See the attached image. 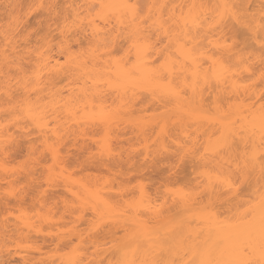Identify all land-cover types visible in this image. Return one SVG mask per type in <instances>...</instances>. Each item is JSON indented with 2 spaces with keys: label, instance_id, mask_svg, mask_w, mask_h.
I'll use <instances>...</instances> for the list:
<instances>
[{
  "label": "snow or ice",
  "instance_id": "1",
  "mask_svg": "<svg viewBox=\"0 0 264 264\" xmlns=\"http://www.w3.org/2000/svg\"><path fill=\"white\" fill-rule=\"evenodd\" d=\"M11 7L15 9L17 5ZM177 8L180 9L178 15ZM40 10H46L57 24L59 35L55 38L59 41V57L52 65L47 52L36 50L39 60L33 75L25 73L22 80H17L14 90L7 83L5 85L4 106L0 107V112L8 126L25 121L23 127L30 138L31 129L39 130L40 142L30 139L28 160L24 163L30 179L19 188H6L3 194L0 255L11 254L13 248L40 251L32 240V233L43 232L45 224L52 227L51 214L55 205L49 206L46 213L42 201L48 187L59 183L64 176L62 149L66 135L77 127L84 133L91 121V126L99 129L92 133L101 140L99 155L118 154L111 143L110 131L122 118L120 108L109 107L103 95L89 94L87 90L67 99L63 91L53 94L51 100L41 95L45 80L55 81L61 72L76 75L79 70L92 68L103 71L81 72V75L92 85L107 82L123 97L129 93L135 96L136 90L142 89L150 91L165 107L182 96L189 105H198L203 111V93L209 88L223 86L222 91L230 102L224 107V98L217 96L212 101L216 111L206 113L220 125L214 141L209 138L205 145L200 138L191 136L181 141L173 140L175 161L171 168L191 161L193 170L198 169L195 184L175 179L169 169L168 179L162 186L163 199L158 187V195L153 200L143 179L132 185L131 190L123 189L128 193L123 203L108 200L92 203L81 200L73 191L76 199L65 200L61 218L79 213V219L86 212L94 213L88 229L89 239L106 220L124 221L119 232L112 234L113 239L105 241L120 254L109 264H264V0H259L258 4L253 0L241 3L218 0L211 4L171 6L99 0L76 6L71 13L63 15L62 23V13L55 4L34 3L27 14ZM100 20L111 24V28L98 29L97 21ZM22 23L23 16L14 11L6 16V41ZM87 28L92 29L94 37L100 38L95 46L90 41L85 48L79 41L74 42L73 37L78 30ZM229 31L234 33L231 39L227 35ZM240 33L256 47L251 51L238 47L235 34ZM100 49L104 50L106 60L100 55ZM27 58L31 60V56ZM9 63L6 57L5 64ZM45 72L49 75L45 76ZM241 72L249 73L246 82H238ZM8 75L6 73V78ZM253 77L260 84L258 99H253L257 86ZM233 98L234 103L231 102ZM89 100L93 103L91 111L88 110ZM81 103L86 120L81 119V110L77 107ZM69 121L72 129L68 127ZM158 142L154 141V146ZM9 150L6 135L0 144V152L5 157L0 161V168L6 174L10 170L6 158ZM168 151V147L163 149V152ZM163 152L157 150L158 155ZM210 160H216V165H211ZM41 168L44 170L37 175L36 170ZM29 194L34 204L40 205L38 209L24 207V197ZM9 197L19 202L18 207L8 206ZM95 199L100 200L99 194ZM169 199L183 207V214L167 218L165 205ZM225 205L236 211L221 219L220 209ZM162 219L163 225L160 224ZM193 225L198 231H187ZM55 227L62 231L46 234L68 240L71 247L59 260H41L38 264H96L95 260L84 259L83 233L75 236V226L67 224ZM93 247L97 250V246ZM54 251H61L59 243ZM0 264L18 262L0 259ZM25 264L30 262L25 261Z\"/></svg>",
  "mask_w": 264,
  "mask_h": 264
},
{
  "label": "bare ground",
  "instance_id": "2",
  "mask_svg": "<svg viewBox=\"0 0 264 264\" xmlns=\"http://www.w3.org/2000/svg\"><path fill=\"white\" fill-rule=\"evenodd\" d=\"M93 2H99V0H0V107L4 106V89H5L6 83L10 86L11 89L14 90L16 88V86H17V80H22L25 77V73H27L29 76H32L34 70L38 68V65H37L36 61L39 60V56L36 55V50L39 49L42 52H47L48 57H49L52 65L56 64L57 59L59 57V41L55 38L56 36L59 35V29L56 26L57 24L55 22H53V20L49 17L48 12L46 10H40V11L32 12V13L38 12V14L36 13L37 15L35 14V20L43 18L44 20L42 19L43 21L41 20V22L44 23L43 26H45V27H42L41 32H40L41 34H43L42 32L44 30L43 37L41 35L37 34L39 36L38 40L36 39V41H38V43H39L38 45H37L36 41H35L36 43H34L33 41H31V39L29 40V36H30V33H28L29 32L28 30H30L29 17L32 14V13L30 15L27 14L29 6L34 4V3H44V4L51 3V4L58 5L59 6V10L62 13V16L60 17V22L62 23L63 22V19H62L63 15H67V14L71 13L73 11V8H75L78 5H84V4L93 3ZM114 2H122V0H114ZM128 2L133 3V4H135V3L145 4V3H154L155 2V3L167 4V5L171 6V5H188V4H192V3H196V4H201V3L211 4V3L218 2V0H128ZM232 2L241 3L242 0H232ZM253 2L258 4L259 0H253ZM13 4L17 5V7L15 9H13L11 7V5H13ZM68 5L73 6V8L67 7ZM77 10L81 11V12L84 11L83 9H77ZM13 11L16 14L23 16V23L19 27V29L16 30L15 33H10L9 34L8 40L6 41L5 38H4L5 18H6V16L9 13H11ZM179 11H180V9L177 8L176 9L177 15L179 14ZM185 11H186V9H185ZM2 16H4V17H2ZM84 23L86 24L87 20H85ZM53 26H55V27H53ZM51 27H53L55 30L51 29ZM97 27H98V29L102 30V29H105V28H111V24H107L106 25L103 20H100V21H97ZM53 32H55V34L57 33V35H54ZM227 35L231 39L232 36L234 35V33L229 31V32H227ZM40 36H41V38H40ZM99 38H100L99 36H96V37L93 36V31H92L91 28H87V29H84L82 31L78 30L74 34V37H73L74 42L79 41L80 44H82L83 47H85V48L88 47L90 41H92L93 46H95L96 40H98ZM235 38L238 41V47H246L247 51H251L253 48L256 47L250 41H246L245 36L242 33L235 34ZM31 42L34 43L33 44L34 46L32 45ZM118 43H120V42L118 41ZM54 48H56L55 53H54ZM56 52H58V53L56 54ZM54 54H56V56H54ZM100 55L104 56V50L103 49H100ZM28 56H31V60H29L27 58ZM6 57H7V60L10 62L7 65L5 64V58ZM245 58H247L246 54H245ZM104 59L106 60L107 57L104 56ZM99 62L100 61H98V63ZM87 71H91V72H93V74H96L97 72H102L103 69H92V68H89L87 70H79V71H77L76 75H70L68 73L61 72V74L59 76H56L55 81H52V82H49L47 80L44 81V85H42V87H44V92H42L41 95H47L49 97V99L51 100L52 97H53V94L57 93L58 91H63L64 93H66L65 99H67L68 96H74V95L83 94L84 91L87 90V92L89 94H91V93H99L100 95H103L104 96V102L109 107L120 108L122 110V112H123V115H122V118L119 121H117L116 123H114L112 125V127H111V131H110L111 141L114 139V138L112 139L113 135H115L114 137H118V135H121V136L124 135V134L126 135V133L123 132V131H126L127 128H129L131 130V132L137 136L138 142H140V140H141V143H138V142H136L137 139H136V141H134L135 138H131L133 143L136 142L135 144H133L132 142H130L131 140L128 141L130 138H128V139L126 138V140H125V138L120 136V137H118V139L123 138L126 142H129L128 144L130 146L135 145V146H133L134 148L133 147H126V146L125 147H120L121 144H118L120 146H118V145L115 146L114 145L115 147L118 146V148L121 149L120 151H123V149H125V148H130L133 153L137 154L138 157H140V159L142 158L141 160H142L143 163L140 164V166H139V163L137 162L139 168H141L140 172L146 170V168L148 167V164H149V167H148L149 170L151 169L150 168L151 164H152L151 167L154 168V169H155V167H153V165L156 166L158 164L160 165L161 163H163V165L168 163V166L170 167L171 164L175 161V157H174V154L172 152V149L176 145L173 144V140L181 141V140H184V139L188 138L189 136H191L192 138H200L202 143H204L205 145L208 144L209 138H211L214 141L216 139V136L219 134L217 132V129L220 127V125L216 122V119L214 117L213 118H209L206 115V113L209 110L211 112H215L216 111L215 105L212 103V101L216 100L217 96H221V97L224 98V105H223L224 107H227V104L230 102L227 94L222 91L223 86H221V89L209 88L207 91H205L203 93V101H202L203 111L200 110L198 105H189L188 101L182 96L180 98H178L177 100H175L173 103L168 104L165 107V105H164V103L162 101H160L158 98H153V96H152L150 91L137 89L135 96H133L132 93H129L127 97H123L121 93L116 92L113 88L109 87V84L107 82H100V83H98L96 85H92L91 81L88 80L86 76H82L81 75V72H87ZM6 73L9 74L7 76V78H6ZM258 73L259 72L257 71V75H258ZM48 75H49V73L45 72V76H48ZM248 76H249V73H247V72L239 73L238 74V82H246ZM258 76H256V77H258ZM256 77H253V79H255ZM257 81H259V80L257 79ZM257 81H256L257 86L255 88V95L253 96V99H258L259 94H260V84L257 83ZM241 92L243 93V89H241ZM244 98L246 99V97H244ZM56 99L59 100V97H56ZM97 99H99V96L97 97ZM197 99L199 100V97ZM231 102L234 103L235 99L233 98ZM77 107L81 110V119L82 120H86L87 118L85 117V114L83 112L84 104L81 103ZM92 107H93V103H92L91 100H89L88 101V110L91 111ZM148 109L152 110V112H150L152 114H150L148 111H146ZM146 112H147V115L145 114ZM2 113L3 112H0V125H4V127L0 128V144H2L4 142V138L7 135L8 138H9V143H10V150H9L8 154L10 153V151H21L22 152V150L20 149L21 145H22L21 144L22 141H23V143L28 142L26 145H28L30 143L29 140L28 141L26 140V139H29L28 131L25 130V128L23 127L25 121H20L18 123V125H16V126H8L7 121H5V119H4V115H1ZM143 113L145 115H143ZM148 114H150V115H148ZM62 115H66V114L62 113ZM88 123H89L90 126L84 130V133H81L79 131L78 127H77L75 131H71L69 135H66L65 139H64V146L68 147V143L69 142L72 143V139H73V143L74 144L71 145L72 148H73V145L76 144L77 147L74 146V148H76V150H77V148H79L81 146L80 148L82 150V148L85 147L83 145H87L88 144L87 142H89V141L91 143L94 142V144H97L95 146L96 147L98 146V147H97V150H95L96 147L94 146V144H93V146L91 145V148L94 150L93 152L95 153L97 151L93 158L96 159L98 161L99 165L101 167H104V169H102L101 167L100 168L102 170L100 168H98L97 167L98 165L96 163H92L91 165L92 166L95 165L96 167L94 166V169L97 168V169H99L98 171H100V170L103 171V170H107L108 169V171H105L106 174H108V175H109V173H107V172H110V171L112 172L115 169H119L120 166H123V165L126 166L127 164L131 163V161H128V160H130V158L132 157V154H133L132 152H130L132 154H129V152L127 154L125 152V154H124L123 153L124 151H123L122 152L123 154H122L119 151V153H121L123 156L131 155L130 158L125 157V159H128V160H125V161L121 159L122 156L119 153L118 154H114L111 157H109L107 155L101 157L99 155V153L101 151V140H99V138L96 139V137H97L96 135H95V138H93L94 135H92V133L94 131L93 130L94 127L91 126V124H92L91 121H88ZM157 125H159V126H157ZM68 127H69V129H72L73 125H72L71 121L68 122ZM161 128L164 129L163 133L161 132ZM129 129L126 132L129 133L130 132ZM95 130H96V128H95ZM96 131H98V130H96ZM96 131H94V132H96ZM31 133H32L31 137L32 136L34 137L35 135H37V138L36 137H34V138H36L35 140L38 139V141H36V142L39 143L40 142L39 130L38 129H31ZM155 134H156V136H155ZM71 136H72V138H70ZM33 137H32V139H33ZM151 137H152V139H151ZM13 138L15 140L14 143L12 142ZM69 139H71V141H69ZM118 139L115 138L114 140L116 141ZM122 140L121 141L119 140V142H121L123 144ZM152 140L159 141V142L156 143L155 146H154V141H153V143H150V141L152 142ZM237 140H239L238 137H237ZM78 141H81V142L78 143ZM66 142H68V143H66ZM90 142H89V145L91 144ZM116 142L119 143L118 141H116ZM116 142H115V144H117ZM149 143L152 144V146ZM128 144H127V146H128ZM131 144H133V145H131ZM136 144H138L139 147H140V144H141L142 150L139 147H137L138 145L136 146ZM26 145L23 147L24 150H26L25 149ZM123 146H124V144H123ZM153 146H154V149L152 148ZM67 147H66V150L69 149ZM135 147L139 148L140 150L139 149L135 150ZM165 147H168V149H169L168 152H163V149ZM240 147L242 149L243 148V144H241ZM86 148H90V147H86ZM63 149H64V147H63ZM63 149H62V153H64V151H66V150H63ZM85 149L83 148V150H84L83 152H85L87 150V149L86 150ZM69 150H68V152H69ZM89 150L91 151V149H88V152H89ZM157 150H159L160 152H163V155H158L157 154ZM125 151H126V149H125ZM21 152H19V153H21ZM66 153H64L65 154L63 156L64 159H65L66 156H68V154L70 152L67 155H66ZM86 155H85V157L87 158ZM209 155H211V153H209ZM2 156H4V154L2 152H0V159L1 160L3 158H5V157L1 158ZM133 156H134V154H133ZM9 157L11 158V156H9ZM9 157L7 159H10ZM138 157H136V159ZM132 158H131V160H132ZM88 159H89V157H88ZM140 159H138V160H140ZM84 160L87 161V162H90L92 159L86 160L83 157V163H84ZM135 160L133 162H135ZM81 161H80L79 164L82 165ZM66 162H67V160H66ZM77 162H79V160H77ZM126 162H127V164H126ZM223 162L224 161H221V163H223ZM121 163H124V164L122 165ZM189 163L192 165V166L190 165L191 166L190 168L194 169V164L191 161H189ZM216 163H217L216 160H210V164L211 165H216ZM66 164H68V163H65L64 165L67 166ZM9 165H11V164H9ZM64 165H63V167H65ZM81 165H79V166L81 167ZM83 165H85V163ZM138 166H135V167L138 168ZM157 167L158 166H156V168ZM105 168H107V169H105ZM139 168L137 169V172L139 171ZM9 169L12 170L14 168L9 167ZM65 169H67V170L69 169L70 170L69 166H68V168L66 167ZM120 169L122 171L123 168L121 167ZM120 169H119V171H120ZM193 169L191 170L192 171L191 175L193 176V177H191L192 179L191 178L190 179L186 178L187 180L186 179L185 180H186V182L190 180L193 184H195L196 183L198 169H197V171H193ZM39 170L41 172L44 169L43 170L39 169ZM69 170L68 171L65 170V172H67V174L68 173L70 174ZM149 170H147L145 172H148ZM1 171H2V169H1ZM38 171L36 172V174L38 173ZM119 171H118V174H119ZM121 171H120V174L123 173V171L122 172ZM134 171H136V170H134ZM3 172L4 171H2V173L0 172V190L2 189V186L5 184L4 182H6L5 186L6 185L11 186L12 184L14 185L18 181L17 185H15V187L16 186L18 187L19 182H21V181L18 180V177H17L18 175L16 176L17 177V179H16L15 175L14 176L12 175L14 172L11 173V176H13L14 178L9 176L11 171L8 173L9 174L8 177H9L10 180L15 181L13 179H16V182L13 183V182H11L8 179L7 174L4 172L6 174V176H5V174ZM16 172L20 173L17 168H16L15 173ZM111 172H110V175H111ZM23 173L27 174V171H25ZM116 173H114V174H116ZM142 173H143V175H145L144 172H142ZM2 174H4V176L7 177V178H5L4 176H1ZM67 174L65 175V173H64L65 176H67ZM151 174H152V172H151ZM65 176L61 178V184H64L63 186H65L67 189H69L68 187L71 188V189L68 190V192L70 193V194L69 193L68 194L71 195L72 197L71 196H67L68 194H67L66 190H63L66 193L65 196H67V197H65L63 199L62 195L58 196L59 197L58 198L57 196H52L53 195L52 194L51 196L53 198L57 197V199H59V200H56L58 202H56V201L53 202L54 200H53V198H51L50 194L53 193L54 191L51 190V193H50V190H48L49 192H47V193L48 194L50 193V194L47 195V198L49 197L50 200H53L52 201L53 203H51L50 200L49 201L46 200L47 198H45V201H43L42 203L45 204L46 201H48L47 203H48L49 206H51V204L55 203L56 204V205L54 204L55 208L56 207L58 208L60 206V204L63 203L62 204L63 207H59V208L60 209L61 208L64 209V202L65 201H63V200H65L66 198L69 199L68 201H70V198H72L73 200L76 199V197H73V195H72L73 191H75L77 193V195L79 197H81V200H88V201H91L92 203H100L103 200H108L110 203H117V202H115L113 200L114 198L116 199L117 196L119 197V199H116V201H120V203H121V201H123L125 198H127V197L123 198V194H126L127 192L126 193L123 192L122 188H124L125 185L122 186V184L120 182H119V184L117 183L118 184L117 186H119L121 184L120 185V187H122L121 189L116 187L114 184H110V185L115 186V188L113 186H111L112 188H110L109 185H107V184H106V186H104L105 182H108L109 180L111 181L110 178H109V180L105 181L104 184H102V187H103L102 188L103 190H102V189H100L101 184H100L99 188L95 185V183L98 185V181L101 179V177H98L99 180L97 182H95L97 180L96 178H95L96 180H94V182H90L89 179H85V180L89 181V182L84 181L86 183L85 185L82 184V183H84L83 180H82L84 178H81V180H79V181H82V183L80 182L81 185H79L77 183V185H76L77 187H73L72 185L73 184L75 185L76 183L72 184L71 182L78 181L77 178L72 177V175H71V177L68 175L67 177L70 178V179L68 178L69 179L68 180V179L65 178ZM22 177H24V176L22 175ZM25 177H26V175H25ZM106 177H108V176H105V178ZM103 178H104V176H102V179ZM74 179L76 181H74ZM62 180H64V181L62 182ZM67 180L69 181L70 184L67 182ZM185 180H184V182H185ZM91 181H93V180H91ZM110 181H109V183L112 182V181L111 182ZM2 182L4 184H2ZM89 183H91V184H89ZM92 183H94V187H92V189H91L90 185L92 186ZM59 184L60 183H58L57 187L61 188L62 185L60 184L61 187H59L60 186ZM87 184H89V186H87ZM56 185H55V187H56ZM95 186L97 188H95ZM46 187H47V185H46ZM55 187H52V189L55 188ZM57 187H56V189H57V192H58L60 189L58 190ZM48 188H50V187H48ZM93 188H95V189H93ZM107 188H108V190H107ZM113 188L117 189V190L119 189L118 191H120V192L117 191L118 193H116V190H115V193H116L117 196L114 195L115 193H113L114 192ZM125 188H128V187L126 186ZM104 189L107 190V191H104ZM110 189L113 190L111 192L112 194L110 192H108ZM4 190H5V187L3 186V189L0 192L4 193L5 192ZM106 192L110 193L111 196L114 195V196H112L113 198L110 195H108V193L106 194ZM3 193H1L0 195H3ZM54 193H56V192H54ZM59 193H61V192L59 191ZM59 193H57L56 195H60ZM119 193L122 194V195H120L121 197L119 196ZM150 193L152 194V197H154V195L156 197V194H154V191L151 190ZM97 194H99L100 200H96L95 199ZM104 194H105V196H104ZM127 194L125 196H128ZM161 194H163V192ZM157 195H158V193H157ZM63 196H64V193H63ZM60 197H62V198L60 199ZM68 197H70V198H68ZM8 199H10V198H8ZM161 199H163V198L161 197ZM0 200H2L1 202H2V204H4V202H3L4 198L2 197ZM153 200H154V198H153ZM170 200L171 199H169L168 201L171 204L169 205L168 201H167V203L165 205V210L168 212V217L167 218H171L173 216L178 217L180 214H183V211H184L183 207L181 205L177 204L176 201L171 200L172 201L171 202ZM8 201H10V200H8ZM1 202H0V204H1ZM49 202H50V204H49ZM59 202H60V204H57ZM78 202H80V201H78ZM10 203H12L10 205L11 207H12L13 203L17 204V205L15 204L16 207L18 206V203L16 202V200L15 201H10ZM57 205H59V206H57ZM39 206H40L39 204L35 205V207H37V208H39ZM45 207L47 208L48 206H45ZM57 208L55 209V211H57V214H58V211L60 209L58 210ZM53 210H54V207H53ZM220 211L223 213V216H221V219H223L225 216H232L233 213L236 210L234 208H231L228 205H225L224 207H222L220 209ZM86 213H84V215L82 217H80L79 219L77 217V216H79V213H78V215L75 214V216L74 215H71V216L69 215L68 218H69V220H71V219L74 220V222L76 221L74 223L71 220V222L74 223L73 226L76 225L75 227H77V225H78V223H80L79 221L81 219H83V221H85V222L81 221V223L83 225H84V223H86V221H87V223L89 222V224L92 225L94 213H92L90 211L86 212ZM85 215H86V217L90 216L91 219L89 220L88 218H90V217L86 218ZM72 216L74 218H71ZM83 217L85 219H87V220H85ZM55 219L56 218H54L53 220H55ZM75 219H77V220H75ZM53 220H51V221H53ZM55 222L56 223H54V221H53L52 223H54V225L58 224L57 220ZM59 223H60V221H59ZM66 223H63V225H66ZM72 223L71 224L68 223L70 225V227L72 226ZM87 223H86V228H87ZM123 223H124V221L117 222L116 220H106L105 223L101 224L99 229H97V231L94 232L95 234H93V236H96V237L94 239L90 238L91 241H89V243H86V242H88L87 241L88 237L86 239V236L89 235V233L86 232L88 234L87 235L84 234L86 242H84L85 246L83 245V248L85 249V247H87L86 245H88V246L90 245V248L89 247H87V248H88V250L92 249L93 253L91 252L92 255L88 256V258H87V255H86V257L84 255V259H86V260H95L96 264H109L110 261H114L117 258H119V256H120L119 253H116L115 250L112 249V248L109 249V247H107L106 244H105V247H107V248L104 249L103 246H102L104 244H102V243H104L106 239L108 240V238H109V241L112 240V238H110L109 234L118 233L119 230L122 228ZM160 224L161 225L164 224V219H162L160 221ZM60 225H62V224H60ZM83 225H80V229L78 228L79 226L77 227L80 231H78V229L76 228L77 230H75V232L76 231H78V232H76V233L74 232L76 234L75 236L79 235L78 233L81 232L84 229V227H82ZM90 225H89V227H90ZM45 226L49 227L47 224ZM47 227H45V228L48 230ZM52 227L54 229L53 228L50 229V227H49V230L50 231L52 230L51 231L52 233L56 229L58 230V231L57 230L55 231L56 233L62 231V229H60V228H56L55 226H52ZM45 228H44V231H43V235H45V236L44 237L42 236L43 240L45 239L44 243L47 241V239H49L50 242L53 241V243L54 242L56 243V241H55L56 240L55 239L56 235L55 234H49V236H51V235H53V236L48 238V234H45V233H48L49 230L47 231V230H45ZM81 228H83V229L81 230ZM86 228L83 231H85ZM106 228H108V232L107 233H109V234L106 233V235H105V232L107 231ZM88 229L89 228H87V231H88ZM102 230H104V231L106 230V231L104 232ZM100 231L105 236H103L102 234L99 235L98 233H100ZM187 231L195 232V231H198V229L196 228V225H193L192 228L188 229ZM205 231H207V226H205ZM161 234H163V229H161ZM32 235H34V234L32 233ZM37 235H38V238H37ZM37 235L36 236L34 235L35 237H32V240H35V238L38 239V240L42 239V238H39V237H41L40 234H37ZM46 235H47V239H46ZM97 235H99L100 238ZM101 236H103V237H101ZM106 237H108V238H106ZM50 238H51V240H52V238H54V239L51 241ZM97 238H99V241L97 240ZM101 238H103L104 242H101V241H103V240H101ZM104 238H106V239H104ZM90 239H88V240H90ZM37 242H39V241H37ZM68 242H67V240H63V242H62L63 245H62L61 242L59 243V246L62 245L60 247V249H62V251H63L64 243L66 245V244H68ZM34 243L36 244V241H34ZM40 243L41 242H39L38 244H40ZM46 243L49 244V242H46ZM94 245L97 246V250H93L94 249V247H93ZM67 246L70 249L71 246H69V244ZM101 246H102L103 249L100 248ZM55 247H57V245ZM40 248H42V247H40ZM65 249L67 250L68 248L65 247ZM65 249H64L63 252L62 251L61 252L62 253H66V252L69 251V249H68V251H65ZM27 250H26V248L24 250H20L21 252L19 250H17L21 254L24 251V255L25 256L21 255L22 259L25 257V259H23V264H24V261H28V262L30 261V263H32L31 260L32 259L33 260L36 259V258H33V257H37L39 255L36 252H34L35 251L34 249L33 250L29 249L28 251ZM42 250L43 249H41V251ZM17 251L15 253H13V254H16ZM52 251H53V249H52ZM25 252H27V254H25ZM30 252L32 253V256H33V253L34 254L36 253L37 256L34 255L32 257V256L28 255V253L30 254ZM56 252L57 251H54L53 255H54V253H55V255L56 254L62 255V253H60V252L56 253ZM89 252H87V249H86V252H84V254H88ZM13 254L11 253V255H13ZM49 254H51V253H49ZM49 254L48 253L46 254V252H44V250H43V253L40 256L45 255L44 257H46ZM129 255L131 256V253H129ZM5 256H6V254H5ZM0 257H1V259H3L2 258L3 256H0ZM27 258L28 259L30 258V260H28ZM59 258H62V257L59 256ZM59 258L57 257V259H59ZM54 259H56V258H54ZM41 260L42 259L40 258V261ZM33 264H36V262L33 263Z\"/></svg>",
  "mask_w": 264,
  "mask_h": 264
},
{
  "label": "rangeland",
  "instance_id": "3",
  "mask_svg": "<svg viewBox=\"0 0 264 264\" xmlns=\"http://www.w3.org/2000/svg\"><path fill=\"white\" fill-rule=\"evenodd\" d=\"M3 13H4V12H3ZM36 13L38 14V12H36ZM36 13H32V14L30 15V17H29V20H30V30H28V31H29L28 33H30L29 40L31 39V41H33L34 43L37 42V45H38L39 43H38V41H36V39L38 40L39 36H38L37 34H39V35H41V36L43 37L44 30H43V32H42L43 34H41L40 32H41L42 27H45V26H43L44 23L41 22V20H42L43 18H42V19H37V20H35V14H36ZM37 14H36V15H37ZM2 17H4V16H2ZM43 20H44V19H43ZM43 20H42V21H43ZM37 22H38V23H37ZM40 22H41V23H40ZM51 23H52V22H51ZM51 23H50V24H51ZM56 26H57V25H56ZM53 27H55V26H53ZM53 27H51V29H54ZM43 29H44V28H43ZM54 30H55V29H54ZM55 32H56V31H55ZM55 32H53L54 35H57V33L55 34ZM41 36H40V38H41ZM35 41H36V42H35ZM33 42H31L32 45L34 44ZM33 46H34V45H33ZM55 51H56V48H54V53H55ZM57 53H58V52H56V54H57ZM56 54H54V56H56ZM258 75H259V73H258ZM258 75L256 74V76H258ZM255 79H256V78H255ZM256 81H257V79H256ZM257 83H259V81H257ZM146 111H148L149 113L152 112L151 109H148V110H146ZM145 114L147 115V112H146ZM145 114L143 113V115H145ZM150 114H152V113H150ZM150 114H148V115H150ZM1 115H4V114L2 113ZM128 129H129V128H127L126 131H128ZM93 130H94V131H96V130L99 131V129H96V130H95V128H93ZM94 131H93V133H94ZM126 131H123V132L126 133V135H125V134L122 135V136H121V135H118V137L121 136V137L125 138V140H126V138H127V139L130 138L128 141H130L131 138H135L134 141H136V139H137L136 142H138V138H137V136H136L135 134H133V133L131 132L130 129H129V131H130L129 133L126 132ZM96 132H97V131H96ZM127 133H128V134H127ZM130 133H131V134H130ZM102 134H103V133H102ZM102 134H101V135H102ZM92 135H93V134H92ZM116 135H117V134H116ZM130 135H131V136H130ZM114 136H115V135H113L112 139H113V138H114V139H115V138L118 139V137H114ZM132 136H133V137H132ZM153 136H154V135H153ZM155 136H156V134H155ZM155 136H154V137H155ZM32 137H33V136H32ZM32 137H31V138L29 137V139H26V140H27V141H28V140L30 141V139H31V140H33V139L35 140V139L37 138V135L34 136V137H36V138L33 137V139H32ZM70 138H72V136H71ZM73 138H74V137H73ZM93 138H95V135L93 136ZM97 138H98V137H96V139H97ZM123 138L118 139V140H116V141L119 142V140L121 141ZM149 138H150V137H149ZM114 139L112 140L114 143L111 141L112 144L115 145V146L118 145V144H121V146L118 145V146H120V147H125V146H126V147H133V146H135V145H133V144L136 143V142L133 143V141L131 140L130 142L133 143V144H131V145H133V146H130V145L128 144L129 142H126V141L123 139V140H122V141H123V144H124V146H123V144H122L121 142L117 143ZM151 139H152V137H151ZM154 139H155V138H154ZM21 140H22V139H21ZM23 140H24V139H23ZM99 140H100V139H99ZM148 140H149V139H148ZM35 141H38V139L35 140ZM69 141H71V139H69ZM69 141H68V142H69ZM88 141H89V140H88ZM153 141H154V140H152V142L150 141V143H153ZM68 142H66V143H68ZM79 142H81V141H78V143H79ZM89 142H90V141H89ZM89 142H87V143H88V144H87L88 146H87V145H83V146H85V147L82 146L84 149H85L86 147H90V148H86L87 150L85 149V150H86L85 152H83V151H84L83 148H82V150H81V148H80L81 146L79 147L80 149L77 148V150H78V151H77L76 148H74V146L77 147L76 144L73 145V148H72L71 145L74 144V143H73V139H72V143L69 142L70 144L68 143V147L66 146V147L69 148L70 150H69V149L66 150V147L63 146V147H64L63 150H66V151H64V153L67 152L66 155L70 152V153L68 154V156L65 157V159H64V157H63V159L65 160V163H68V164H66L67 166L64 165V166H65L64 168H66V167L68 168V166H69V168H70V170H71V171H70V170L68 169L69 172H70V174H69V173L67 174V172H64V173H65V175L67 174V176L69 175L70 177H71V175H72V177L77 178V180H78V181H76V180L74 179V181H76V182H71L72 184H73V183H76L75 185H74V184H73V185L71 184L73 187H77V186H76L77 183H78L79 185H81L82 181H79V180H81V178H84V179H82L83 182H84V181L89 182L88 180H85V179H89L90 182H94V180L97 179V180L95 181V182H97V181L99 180L98 177H101V179L98 181V185L95 183V185H96L98 188L100 187V184H101L100 189L103 188V187H102V184H104V182L107 181V180H109V178H110L111 181H112L113 183L109 180L111 183H109V181H108V182H105V185H104V186H106V184H107V185H109L110 188H112L111 186H113V185H110V184H114L116 187H118V188L121 189L122 187H120V185L122 184V186L125 185L124 188L127 186V187H128L127 189L131 190L132 185L137 184L138 182H140L141 179H143V181L145 182L147 188H148L149 190L151 189L152 191H154V194H156V196H157V188H158V187L161 188V192L159 193V195L163 198V194H161V193L163 192V188H162V186L166 183V181H167V179H168V176H169V169L171 168V166H170V167L168 166V163H167V164H164V165H163V163H161L160 165L158 164V165H156V166H158L157 168H156V166L153 165V167H155V169L151 167V166H152V164H151V166H150L151 169H150V170L148 169V167H149V164H148V167L146 168V170L142 171V172H144V174H145V175H143V173L140 172V171H141V168H139L140 164L143 163L142 160H141L142 158L140 159V157H138L137 154L133 153V152L131 151L130 148H125L126 151H125V149L122 148L123 151H124V152H123V151H120L121 149L118 148V146H117V147H115V152H117V153H119V151H120L121 153L123 152L124 154H125V152H126V154H127L128 152H129V154H132V153L134 154V156H133V154H132V157H133V158H132L131 155H129V156H126V155L123 156V155H122L123 153H122V154L119 153V154H121V156H122V157H121L122 160H124V161H125V160H128V159H125V157H128V158L131 157L132 160H133L134 158L136 159V157H138V158H137L136 160L134 159L135 162H133L134 160L132 161L131 158H130V160H128V161H131V163H130V164H127V162H128V161H127V162H126V164H127L126 166L123 165V164L125 163V162L123 161L124 163H121L123 166H120V168H121V167L123 168V169H122V171H123L122 174H120L121 169L119 168L120 171H119V169H115L114 171H112L113 173L110 171V172H111V175H110V172H107V173H109V175H108V174H106V172H105V171H108V169L105 168V169H107V170H103L104 172L101 171L102 169H104V167H101V166L99 165L98 161H97L96 159L93 158V157L95 156V153H96L97 151L94 153V152H93L94 150L91 148V145L93 146L94 142H93V143L90 142V143H91L90 145H89ZM115 142H116L117 144H115ZM27 143H28V142L23 143V141H22V143H21L22 145H21V148H20V149L22 150V152H21V151H10V153H9V154L7 155V157H6V158H8L9 156H11V158L9 157L10 159H8V161L10 160L9 162H10V164H11V165H9V167L14 168L15 171H16V168H17V169L19 170V172H20V173L16 172V173H17V174H16L15 171H14V173H13L12 170H9V172L11 171V172H10V175L8 174L9 172L7 173V177H8V175L11 176V173H13V174H12L13 176L15 175V178H16V179H17V177H18V180L21 181V182H19L20 185L18 184V187H20L22 184H24L26 181H28V180L30 179V177L28 178V176H27L26 173H23V172L26 171V170L24 169V163H25L26 160H28V154H29V153H28V152H29V151H28V150H29V146H28L29 144L26 145ZM138 143H141V140H140V142H138ZM150 143H149V144H150ZM127 144H128V146H127ZM25 145H26V148H25V149H26L27 151L23 149V147H24ZM95 145H97V144H94V146H95ZM137 145H138V144H136V146H137ZM150 145L152 146V144H150ZM27 146H28V147H27ZM70 146H71V147H70ZM78 146H79V145H78ZM95 147H96V146H95ZM97 147H98V146H97ZM97 147L95 148V150H97ZM137 147H139V145H138ZM137 147H135V150H136V149H139V148L142 150V148H141V147H142L141 144H140V147H139V148H137ZM133 148H134V147H133ZM152 148L154 149V146H153ZM88 149H91V151L89 150V152H88ZM118 149H119V150H118ZM140 149H139V150H140ZM68 150H69V152H68ZM80 150H81V151H80ZM133 150H134V149H133ZM16 152H17V153H16ZM19 152H21V153H19ZM82 152H83V153H82ZM86 152H87V153H86ZM130 152H132V153H130ZM27 153H28V154H27ZM64 153H62L63 156L65 155ZM86 154H87V155H86ZM85 155L87 156V158L85 157ZM96 155H97V154H96ZM135 155H136V156H135ZM12 156H13V157H12ZM3 157H4V156H2L1 158H3ZM83 157H84V159H86V160H90V159H92V160H91L90 162H87V161L84 160L85 165H83V164H84V163H83ZM88 157H89V159H88ZM66 158H67V159H66ZM123 158H124V159H123ZM3 159H4V158H3ZM3 159H2V160H3ZM138 159H140V160H138ZM0 160H1V159H0ZM2 160H1V161H2ZM66 160H67V162H66ZM77 160H79V162H77ZM81 160H82V161H81ZM80 161L82 162V165H83V166H82L81 164H79ZM49 162H50V161H49ZM76 162H77L78 164H77ZM132 162H133V163H132ZM137 162L139 163V166H138ZM140 162H141V163H140ZM50 163H51V162H50ZM87 163H88V164H87ZM92 163H96V164L98 165L97 167H98V168L101 167L102 169L100 168V169H101L100 171H98L99 169H97V168H96L97 170L94 169V166H95V165L93 164L94 166H92V165H91ZM188 163H189V162H188ZM188 163H186V164H184V165H181L179 168H171L172 170L170 169V170L175 174V175H174V178H175V179H179V180H181V181H184L186 178H189V179H190L191 177H193V176L191 175V173H192L191 170H192L193 168H190L192 165H191L190 163H189V164H188ZM133 164H134L135 166H138V168H139V171H138V172H137V169H138V168H136ZM77 165H78V166H77ZM79 165H81V167H80ZM132 165H133V166H132ZM190 165H191V166H190ZM128 166H129V167H128ZM95 167H96V166H95ZM130 167H131V168H130ZM133 167H134L135 169H134ZM1 169H2V168H0V172L2 173L3 169H2V171H1ZM41 169H42V168H41ZM129 169H130V170H129ZM133 169L136 170V171H134ZM24 170H25V171H24ZM38 170H39V169H38ZM38 170H37V171H38ZM42 170H43V169H42ZM65 170L68 171L67 169H65ZM117 170L119 171V174H118V171H117ZM147 170H149V171H148V172H145V171H147ZM154 170H155V171H154ZM37 171H36V172H37ZM122 171H121V172H122ZM193 171H194V170H193ZM116 172H117V173H116ZM151 172H152V174H151ZM3 173H4V172H3ZM39 173H40V170L38 171L37 175H39ZM114 173H116V174H114ZM4 174H5V173H4ZM4 174H2L1 176H4ZM24 174L26 175L27 178L25 177ZM112 174H113V175H112ZM17 175H18V176H17ZM20 175H21V176H20ZM22 175H23L24 177H22ZM65 175H64V176H65ZM142 175H143V176H142ZM5 176H6V174H5ZM5 176H4V177H5ZM13 176H11V177L14 178ZM16 176H17V177H16ZM64 176H63V177H64ZM67 176H65L66 179L69 178V177H67ZM102 176H104L103 179H102ZM105 176H108V177L105 178ZM7 177H5V178H7ZM78 178H79V179H78ZM95 178H96V179H95ZM107 178H108V179H107ZM8 179H9V177H8ZM16 179H13V180H15V181H12V180H10V179H9V180H10L11 182L15 183V182H16ZM63 179H64V178H63ZM66 179H65V180H66ZM69 179H70V178H69ZM69 179H68V180H69ZM72 179H73V178H72ZM105 179H106V180H105ZM183 179H184V180H183ZM191 179H192V178H191ZM68 180H67V182L69 183ZM91 180H93V181H91ZM186 180H187V179H186ZM186 180H185V182H186ZM3 181H4V180H3ZM6 181H7V180H6ZM63 181H64V180H62V182H63ZM100 181H101V182H100ZM80 182H81V183H80ZM99 182H100V183H99ZM119 182H120L121 184H120L119 186H117V185L119 184ZM4 183L6 184V182H4ZM4 183L2 182V184H4ZM9 183H10V182H9ZM17 183H18V181H17L14 185H13L12 183H11V184L15 187V185H17ZM59 183L61 184V180H60ZM108 183H109V184H108ZM117 183H118V184H117ZM5 184L3 185V186L5 187V189H6L7 187H13L12 185H11V186H8V185L5 186ZM60 184H59V185H60ZM69 184H70V183H69ZM82 184L85 185L86 183L84 182V183H82ZM89 184H91V183H89ZM89 184H87V186H89ZM61 185H62V187H61ZM61 185L59 186V187H61V188H58V187H57V186H58V183H57V185H56V187L58 188V190L60 189L59 191H60L61 193H59V191L57 192V189H56L55 185L52 186V187H55V188H53V189H52V187L48 188V190H50V193H51V190L54 191V192H56V193L53 192V193H51V194L49 193L50 196H51L52 194H53L52 196H57V197L62 195L63 199H64L65 197H67V196H71V195H69L70 193L68 192V190L71 189V188L68 187L69 189H67L65 186H63L64 184H61ZM71 185H70V186H71ZM79 185H78V186H79ZM3 186H2V189H3ZM96 186H95V188H97ZM115 186H113V187L115 188ZM18 187L16 186V188H18ZM63 187H64V188H63ZM90 187H91V189H92V187H94V183H92V186L90 185ZM90 187H89V188H90ZM109 187H108V188H109ZM62 188H63V189H62ZM65 188H66V189H65ZM95 188H93V189H95ZM104 188H105V187H104ZM108 188H107V190H108ZM114 188H113V189H114ZM124 188H122V189H124ZM2 189H1V190H2ZM54 189H55L56 191H55ZM105 189H106V188H105ZM105 189H104V191H107V190H105ZM1 190H0V191H1ZM61 190H62V191H61ZM63 190H66L67 194H68V193H69V194H68L67 196H65L66 193H65ZM102 190H103V189H102ZM110 190H111V189H110ZM110 190H109L108 192L111 193L113 190H111V191H110ZM115 190H116V193L120 192V191H118L119 189H118V190H117V189H114V192H113V193H115ZM151 190H150V191H151ZM4 191H5V190H4ZM117 191H118V192H117ZM121 191H122V190H121ZM48 192H49V191H48ZM108 192H106V194H107ZM123 192L126 193L125 191H123ZM1 193H3V192H0V194H1ZM57 193H59L60 195H56ZM63 193H64V196H63ZM110 193H108V195L111 196L112 193H111V194H110ZM116 193H115L114 195H116ZM3 194H4V193H3ZM49 194L47 193L45 198H47V195H49ZM54 194H55V195H54ZM126 194H127V193H126ZM126 194H123V198H124V197H127V198H128V196H125ZM150 194H151V193H150ZM114 195H112V196H114ZM120 195H122V194L119 193V196H120ZM127 195H128V194H127ZM151 195H152V194H151ZM0 196H1L0 199H1L2 197L4 198V195H0ZM52 196H51V198H53ZM104 196H105V194H104ZM112 196H111V197H112ZM116 196H117V195H116ZM57 197H56V198L54 197L55 199L53 198L54 201H53V200H50L49 197H48L46 200H48V201L50 200V202L53 203V202H55L56 200H59V199H57ZM62 197H60V199H61ZM71 197H72V196H71ZM120 197H121V196H120ZM9 198H10V199H8V200H10V201H15V199L13 200V198H11V197H9ZM45 198H44L43 201H45ZM58 198H59V197H58ZM68 198H70V197H68ZM112 198H113V197H112ZM123 198H122V199H123ZM127 198H125V199H127ZM153 198H154V200H155V195H154ZM63 199H62V200H63ZM66 199H67V198H66ZM66 199H65V200H66ZM116 199H119V197L117 196ZM116 199L114 198L113 200H114L115 202L120 203V201H116ZM122 199H121V200H122ZM125 199H124L123 201H121V203H123V202L125 201ZM2 200H3V199H2ZM2 200H0V202H1ZM65 200H63V201H65ZM67 200H69V199H67ZM71 200H73V199L70 198V201H71ZM10 201H8V203H9V204H8L9 207H11L10 205L12 204V203H10ZM43 201H42V202H43ZM48 201H46L45 206H48V207H49V205H48V203H47ZM52 201H53V202H52ZM60 201H61V200H60ZM170 201H171V200H170ZM3 202H4V201H3ZM16 202H17L18 205H19V202H18L17 200H16ZM50 202H49V204H50ZM56 202H58V201H56ZM171 202H172V201H171ZM15 204H16V203H15ZM15 204L13 203V205H12L13 208H16ZM46 204H47V205H46ZM54 204H55V203H54ZM54 204H51V206L54 205ZM57 204H60V202L57 203ZM62 204H63V203H62ZM62 204H60V206H59V205H57V206H59V207H63ZM168 204L170 205L171 203L168 201ZM16 205H17V204H16ZM35 205H36V204H34L33 197H32L31 194H29V195H27V196L24 197V207H25V208L31 210V209H33V207H35ZM55 205H56V204H55ZM17 207H18V206H17ZM48 207H47V208H46V207L44 208V209H45L44 211H46V213L48 212ZM59 207H58V208L56 207V208L59 210V209H60ZM3 208H4V204H2V202H1V204H0V213H2ZM35 208L38 209L37 207H35ZM56 208L54 207V210H53V208H52V212H53V213L51 214L53 219L56 218L55 220L52 219V220L54 221V223H56L55 221L57 220L58 224H62V225H63V223H66V222H67L66 224L69 225V224H68V221H71V220H72V219L69 220V218H68L69 215L64 216V218L62 219L61 216L64 214V213H63V212H64V209L61 208V209L58 211V214H57V211H55ZM86 214H87V213H86ZM77 215H78V213H77ZM88 215H89V214H88ZM70 216H71V215H70ZM74 216H75V215H74ZM77 217H78V216H77ZM85 217H86V215H85ZM87 217H90V216H87ZM87 217H86V218H87ZM57 218H58V219H57ZM71 218H74V217L72 216ZM83 218H84V217H83ZM84 219H85V218H84ZM88 219L90 220L91 217L88 218ZM75 220H77V219H75ZM85 220H87V219H85ZM53 221H51V223H52ZM59 221H60V223H59ZM72 221L74 222V220H72ZM81 221H83V219H81V220L79 221L80 223L77 222V223H78L77 227L79 226V227H78L79 229H80V225H83V224L81 223ZM75 222H76V221H75ZM75 222H74V223H75ZM83 222H85V221H83ZM54 223H52V224H53L52 226H55ZM74 223H72V226H73ZM77 223H76V224H77ZM86 223H87V221H86ZM86 223H84L85 226H84V225L82 226V227H84V229L86 228ZM79 224H80V225H79ZM45 225H46V224H45ZM45 225H44V226H45ZM47 225H48V224H47ZM89 225H90V224H89V222H88V223H87V228H89ZM48 226H49V225H48ZM72 226H71V227H72ZM74 226H76V225H74ZM90 226H91V225H90ZM45 227H47V226H45ZM45 227H44V228H45ZM69 227H70V225H69ZM77 227H75V230L78 229ZM47 228H48V230H49V227H47ZM52 228H53V227H50V229H52ZM76 228H77V229H76ZM87 228H86L85 231H83L84 229L81 228V230L83 229L82 231H83L84 233L81 231V232H79L78 234L83 233V234L87 235V234H88V233H86V232H88V231H87ZM53 229H54V228H53ZM79 229H78V231H80ZM106 229H107V231L105 230L106 232H105L104 230H102V231L105 232V235H106V233L108 232V228H106ZM45 230H47V229L45 228ZM48 230H47V231H48ZM56 230H57V229H56ZM56 230H55V231H56ZM51 231H52V230H51ZM51 231L49 230V232H51ZM53 231H54V230H53ZM55 231H54V232H55ZM57 231H58V230H57ZM60 231H61V230H60ZM78 231H76V232H78ZM45 232H46V231H45ZM54 232H53V233H54ZM76 232H75V233H76ZM55 233H56V232H55ZM75 233H74V235H76ZM1 234H2V233H1ZM1 234H0V235H1ZM33 234L36 236L38 233L35 234V232H33ZM39 234L41 235V237H39V238H42V239H41V240H38V239L35 238V240H33V242L36 241V244H37V245H36V244H35V245L38 246L39 249H40V251H34V252H36V253L39 254V255L37 256L36 253H35V254L33 253V256H34V255L37 256V257H33L31 252H30V254L28 253V255L32 256L33 258H36L35 260L32 259V260H31L32 263H30V264H33V263H35V262H36V264H38V262L40 261V258H41L42 260H43V259H44V260L47 259L48 261H50V259L52 260V259H54V258L57 259V257L59 258V256H60V257L63 256V253H62V252L64 251L65 247H67V248L69 249V247L67 246V245L69 244V242H68V240H67L68 244L65 245V243H64V246H65V247L63 246V251H62V249H61L62 252L59 251L60 253H62V255H58V254L55 255V253H54V255H53V252H54V250L56 249L55 246L57 245V243H60V242L62 243L63 240H61V241L58 240V239H57V236H56V238H55V239H56V240H55L56 243H55V242L53 243L52 240H53L54 238H52V240H51V238H50V240L52 241V242H50L49 239H47V235H46V239H47L46 242H49V244L46 243V242L44 243L45 239L43 240V237H44L45 235H43V232H41V233H39ZM45 234H46V233H45ZM93 234H95V233H92V238L94 239L96 236H93ZM98 234H99V235L102 234L103 236H105L103 233H101V231H100V233H98ZM107 234H109V233H107ZM34 235H32V237H35ZM85 235H84V236H85ZM99 235H97V236L100 238ZM109 235H110V238L113 239L112 234H109ZM42 236H43V237H42ZM51 236H53V235H51ZM51 236H49V234H48V238L51 237ZM77 236H79V235H77ZM103 236H101V237H103ZM107 236H108V235H107ZM111 236H112V237H111ZM87 237H88V236H86V239H87ZM108 237H109V236H108ZM108 237H106V238H108ZM37 238H38V235H37ZM92 238H91V239H92ZM99 238H97L98 241H99ZM106 238H104V239H106ZM88 239H89V238H88ZM88 239H87L88 242L85 241L86 243H89V241H91V239H90V240H88ZM42 240H43V241H42ZM101 240H103V238H101ZM106 240H107V239H106ZM106 240H105V241H106ZM37 241H39V242H41V243L38 244L39 242H37ZM108 241H109V238H108ZM110 241H111V240H110ZM101 242H104V240L101 241ZM90 244H91V243H90ZM102 244H104V245H102L104 249L108 247V246L105 247V242L102 243ZM40 245H41V246H40ZM60 245H61V244H60ZM62 245H63V243H62ZM62 245H61V246H62ZM83 245H84V243H83ZM91 245H92V244H91ZM61 246H60V247H61ZM69 246H71V245L69 244ZM84 246H85V245H84ZM86 246L90 248V245H89V246L86 245ZM102 246L100 247L101 249H103ZM40 247H42V248H40ZM87 247H85V249H84V248H83V249H84V252H86V249H87V252L90 251V252H89L90 254H89V253H88V254H84L85 257H86V255H87V258H88V256H91V255H92V254H91L92 249H89V250H88ZM100 248H99V249H100ZM24 249H25V248H23V249L21 248V249H19V251H20V250H24ZM41 249H43L44 252H46V254H47V253H48V254L51 253V254L47 255L46 257H44L45 255L40 256V255H42V253H43V250L41 251ZM52 249H53V251H52ZM68 249H67V250L65 249V251H68ZM109 249H110V247H109ZM26 250H27V249H26ZM28 250H29V249H28ZM28 250H27V251H28ZM32 250H33V249H32ZM93 250H94V249H93ZM16 251H17V249H16V248H13V249H12V254L15 253ZM19 251H17V253H16V254H13V255H11V254L9 255V254H7V253H4V254H2V255H0V256H3V257H2V258H3L2 260L15 261V262H18V264H23V259H25V257L22 259L21 255H22V256L24 255V251H23L22 254L20 253L21 251H20V252H19ZM49 251H50V252H49ZM59 252H56V253H59ZM19 253H20V254H19ZM92 253H93V252H92ZM5 254H6V256H5ZM25 254H27V252H25ZM24 256H25V255H24ZM26 256H27V255H26ZM39 256H40V257H39ZM28 257H29V256H28ZM43 257H44V258H43ZM64 258H66V257H64ZM0 259H1V257H0ZM27 259H28V258H27ZM59 259H60V258H59ZM59 259H57V260H59ZM28 260H30V258H29ZM38 260H39V261H38ZM29 262H30V261H29ZM24 264H25V261H24Z\"/></svg>",
  "mask_w": 264,
  "mask_h": 264
}]
</instances>
